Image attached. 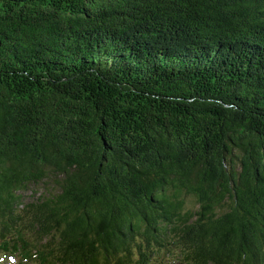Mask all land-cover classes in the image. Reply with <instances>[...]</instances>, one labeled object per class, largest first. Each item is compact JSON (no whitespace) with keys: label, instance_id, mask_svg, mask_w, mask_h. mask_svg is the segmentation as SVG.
<instances>
[{"label":"trees","instance_id":"obj_1","mask_svg":"<svg viewBox=\"0 0 264 264\" xmlns=\"http://www.w3.org/2000/svg\"><path fill=\"white\" fill-rule=\"evenodd\" d=\"M0 252L264 264V0H0Z\"/></svg>","mask_w":264,"mask_h":264},{"label":"rangeland","instance_id":"obj_2","mask_svg":"<svg viewBox=\"0 0 264 264\" xmlns=\"http://www.w3.org/2000/svg\"><path fill=\"white\" fill-rule=\"evenodd\" d=\"M55 191L56 190H54V187L52 186V183L50 181L31 184L27 190L23 191L22 201L31 202L32 200L36 199L37 196H40V194H48V192ZM185 201L187 208H191L192 210L196 209V204L191 197L187 196ZM158 255L160 256L161 252H159ZM18 259V254L10 255L8 253L2 254V252H0V264H22L18 261ZM166 264H168V262Z\"/></svg>","mask_w":264,"mask_h":264},{"label":"bare ground","instance_id":"obj_3","mask_svg":"<svg viewBox=\"0 0 264 264\" xmlns=\"http://www.w3.org/2000/svg\"><path fill=\"white\" fill-rule=\"evenodd\" d=\"M173 258V257H172Z\"/></svg>","mask_w":264,"mask_h":264}]
</instances>
